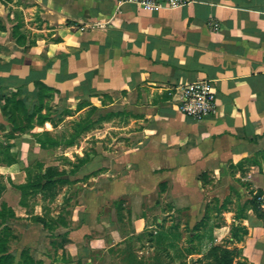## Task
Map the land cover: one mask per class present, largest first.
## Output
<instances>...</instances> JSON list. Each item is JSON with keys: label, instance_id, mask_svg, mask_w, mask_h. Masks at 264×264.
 <instances>
[{"label": "crops", "instance_id": "obj_1", "mask_svg": "<svg viewBox=\"0 0 264 264\" xmlns=\"http://www.w3.org/2000/svg\"><path fill=\"white\" fill-rule=\"evenodd\" d=\"M194 81L216 99L201 121L175 107ZM39 89L78 114L105 112L88 150L39 145L62 125L32 117ZM87 153L74 174L89 175L58 190L59 207L39 193L21 203L27 172ZM1 204L24 218L26 245L42 231L59 264H211L213 248L230 264H264V0L155 12L128 0H0Z\"/></svg>", "mask_w": 264, "mask_h": 264}, {"label": "rangeland", "instance_id": "obj_2", "mask_svg": "<svg viewBox=\"0 0 264 264\" xmlns=\"http://www.w3.org/2000/svg\"><path fill=\"white\" fill-rule=\"evenodd\" d=\"M57 93H51L49 98L45 97L42 102H40L38 96L36 101L33 100V103H29L27 106V109L29 112H32V117L34 120L37 119L39 122L41 120V117H46L50 119V121L53 123V125L58 127L61 125L59 132H53V137L56 139V141L60 142V144H67L68 142L70 143H80L82 145H85L87 150L89 149V146L91 145L90 139H86L89 131L91 128H95V125H97L99 128H105V121L106 117L103 116L105 112H96L94 109H87L83 111L82 113H77L79 112V109H81V106L74 105V103H64L62 105L61 101H57L56 97ZM50 99V100H49ZM67 102V101H66ZM26 106V105H25ZM26 107H19L16 109L17 111V116L22 118L24 111ZM21 113L22 116H21ZM66 118V121L63 122V120ZM25 118V116H24ZM36 118V119H35ZM97 119V120H96ZM19 120V119H18ZM33 120V121H34ZM26 121V120H25ZM121 121H116L115 123H118ZM19 124H24V119H20L18 121ZM28 123H30L28 121ZM57 155V154H55ZM88 153L85 155V157L81 160H79L77 157H75L74 160H69V159H63V165L66 166V168H63L61 171H64V174H62L59 177H54L55 180L63 179L66 180L69 184L72 185L74 183L73 180L75 178H79L81 176H88L89 174L85 172H78L79 174H74L77 172L79 164H81V161H84L88 157ZM52 157H54V154H52ZM51 157V158H52ZM57 158H55L56 160ZM53 160V159H52ZM83 163V162H82ZM63 186V185H62ZM61 185H56V187H53L54 196L50 195V192L45 193V196H47V199L43 198V193H39L42 196L43 200H49V207L54 208V207H59L60 199L59 197L57 198L58 195V190H61ZM80 186V185H77ZM72 193L74 192L73 186H71ZM63 191V190H62ZM36 196L37 194H32V193H27L24 196V201L26 199H31V197ZM63 198V197H62ZM62 200V199H61ZM63 204V203H61ZM24 218H19L16 217H7L4 215H0V241H6V246L13 258V261L16 263H21L22 261V252L25 249H28V257L31 259L35 260H41L44 264H47V258L52 259L50 256L51 250H47V243L48 239L45 238L43 235L42 231L37 232L35 231L34 234L32 235L33 238H36L35 242L31 245H26L27 240L26 236H23V233L21 231L24 230L25 223L22 220ZM50 263V262H49ZM48 263V264H49Z\"/></svg>", "mask_w": 264, "mask_h": 264}, {"label": "trees", "instance_id": "obj_3", "mask_svg": "<svg viewBox=\"0 0 264 264\" xmlns=\"http://www.w3.org/2000/svg\"><path fill=\"white\" fill-rule=\"evenodd\" d=\"M38 85V84H37ZM40 87V85H39ZM51 91L47 92H41V89L38 91V98L40 99L39 101L42 102L45 97L50 96ZM50 100V99H49ZM42 122L43 120H46L48 118L46 117H41ZM37 142L41 147L45 146H56L59 142L56 141V139L51 136L48 133H43L40 136H35ZM74 143L68 142L66 145H73ZM62 174H64V171L59 170L58 168H46L45 170H42L41 166L40 168H37L33 171L27 172V179L26 183L21 186H17V188L21 191L22 195V200L21 203L24 204V196L27 193H32V194H37V193H43L45 196V193L50 192L51 196H54V190L53 187H56V185H65L68 183L66 180L63 179H57L55 180V176L59 177ZM263 202V197L260 194H256L253 199H252V204H253V210L259 214L260 210H258V206ZM0 215H4L7 217H13L15 218L14 212L7 207L5 204H1L0 207ZM260 215V214H259ZM230 252L225 250V249H220V248H213L211 250L210 255L213 257V262L211 264H230L231 263V257H230ZM22 261L21 263H16L13 261V258L6 246V241H0V264H44L41 260H35L31 259L28 257V249H25L22 252ZM64 259V258H63ZM59 260H57L55 257L51 259V262L49 264H59ZM64 264V261H61Z\"/></svg>", "mask_w": 264, "mask_h": 264}, {"label": "built area", "instance_id": "obj_4", "mask_svg": "<svg viewBox=\"0 0 264 264\" xmlns=\"http://www.w3.org/2000/svg\"><path fill=\"white\" fill-rule=\"evenodd\" d=\"M137 4L149 12H155L162 8L181 7L191 0H128ZM176 110L186 118L193 121H201L216 112V99L209 89L208 83L204 81H194L185 84L181 90L179 102Z\"/></svg>", "mask_w": 264, "mask_h": 264}]
</instances>
